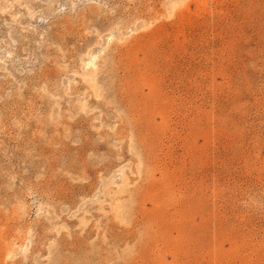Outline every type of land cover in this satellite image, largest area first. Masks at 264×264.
I'll list each match as a JSON object with an SVG mask.
<instances>
[{"label":"rangeland","instance_id":"obj_1","mask_svg":"<svg viewBox=\"0 0 264 264\" xmlns=\"http://www.w3.org/2000/svg\"><path fill=\"white\" fill-rule=\"evenodd\" d=\"M0 264H264V0H0Z\"/></svg>","mask_w":264,"mask_h":264},{"label":"bare ground","instance_id":"obj_2","mask_svg":"<svg viewBox=\"0 0 264 264\" xmlns=\"http://www.w3.org/2000/svg\"><path fill=\"white\" fill-rule=\"evenodd\" d=\"M95 59H96V57H95ZM94 62H96V61H94V58L88 63V65L91 67L93 64H94ZM95 66V64L93 65V67ZM88 67V66H87ZM94 69V68H93ZM93 74V73H92ZM90 75H91V73H90Z\"/></svg>","mask_w":264,"mask_h":264}]
</instances>
